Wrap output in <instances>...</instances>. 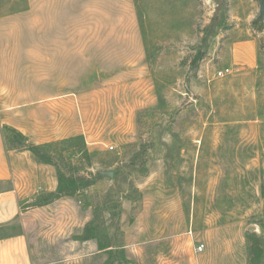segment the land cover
I'll list each match as a JSON object with an SVG mask.
<instances>
[{
    "label": "rangeland",
    "instance_id": "rangeland-1",
    "mask_svg": "<svg viewBox=\"0 0 264 264\" xmlns=\"http://www.w3.org/2000/svg\"><path fill=\"white\" fill-rule=\"evenodd\" d=\"M259 5L0 0V126L81 137L52 149L84 177L72 196L19 179L33 264H249L252 233L264 264Z\"/></svg>",
    "mask_w": 264,
    "mask_h": 264
},
{
    "label": "crops",
    "instance_id": "crops-1",
    "mask_svg": "<svg viewBox=\"0 0 264 264\" xmlns=\"http://www.w3.org/2000/svg\"><path fill=\"white\" fill-rule=\"evenodd\" d=\"M13 153L6 148L0 126V185H12L0 190V264H33L20 209V200L28 194L20 191L23 184L19 179L26 176L25 186L34 187L36 193H51L57 188L56 173L52 166L38 163L34 157H24L18 163L15 158L19 156Z\"/></svg>",
    "mask_w": 264,
    "mask_h": 264
},
{
    "label": "trees",
    "instance_id": "trees-1",
    "mask_svg": "<svg viewBox=\"0 0 264 264\" xmlns=\"http://www.w3.org/2000/svg\"><path fill=\"white\" fill-rule=\"evenodd\" d=\"M2 132L4 135V140L6 148L8 151L23 150L29 152L36 162L50 165L55 169L57 188L51 193H42L45 197L43 204L51 203L64 196H72L76 189L83 182L84 177L79 175V172L68 173L61 168V163H64V157L62 152L58 151L52 152V149L58 147L59 145L67 144L71 145L74 140H81V137L70 138L61 141L48 142L41 145H34L29 142L28 138L23 135L18 130L8 127L6 125L2 126ZM10 135V136H9ZM55 150V149H54ZM64 165V164H63ZM37 202V199H36ZM94 227L91 222L87 223L84 227L83 234L77 238L79 240H90L93 238ZM249 239L251 240V259L249 264H254L255 262L261 260L262 258V245L255 234H250ZM98 249L102 250L101 245H98Z\"/></svg>",
    "mask_w": 264,
    "mask_h": 264
},
{
    "label": "built area",
    "instance_id": "built-area-1",
    "mask_svg": "<svg viewBox=\"0 0 264 264\" xmlns=\"http://www.w3.org/2000/svg\"><path fill=\"white\" fill-rule=\"evenodd\" d=\"M230 73H231L230 69H223L221 71H218L217 76L218 77H224V76H226V75H228ZM110 149H112V147ZM203 249H204V245L202 243H199V244H197L195 246L194 252L196 254H199V253H201L203 251Z\"/></svg>",
    "mask_w": 264,
    "mask_h": 264
},
{
    "label": "water",
    "instance_id": "water-1",
    "mask_svg": "<svg viewBox=\"0 0 264 264\" xmlns=\"http://www.w3.org/2000/svg\"><path fill=\"white\" fill-rule=\"evenodd\" d=\"M263 11H264V0H260V5H259L260 16L262 15Z\"/></svg>",
    "mask_w": 264,
    "mask_h": 264
}]
</instances>
